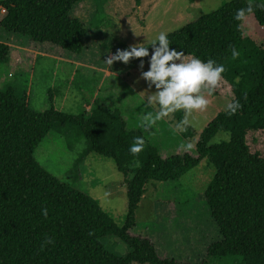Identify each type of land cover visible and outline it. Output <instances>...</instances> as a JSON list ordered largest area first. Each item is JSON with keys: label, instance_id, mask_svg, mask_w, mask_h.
<instances>
[{"label": "trees", "instance_id": "obj_1", "mask_svg": "<svg viewBox=\"0 0 264 264\" xmlns=\"http://www.w3.org/2000/svg\"><path fill=\"white\" fill-rule=\"evenodd\" d=\"M80 1L0 0V11L5 12L0 27L32 42L80 54L88 29L71 15L73 4ZM250 4L253 15L245 22L235 20L236 11ZM260 5L229 0L167 33L173 50L224 65L229 102L238 100L242 105L235 115L226 108L207 123L194 152L162 155L143 131L127 127L121 111L108 110L100 102L88 114L69 115L53 108L35 112L11 86L0 90V264H188L160 258L148 238L130 230L148 182L178 180L204 158L215 169L203 195L220 239L207 246L201 264L225 258L264 264V35L253 32L254 26L264 31ZM150 44L144 46L152 53ZM232 46L240 52L237 59L231 56ZM9 49L0 41V64L8 62ZM174 116L179 122L183 113ZM64 126L78 128L85 137L87 148L81 158L92 153L110 158L126 177L122 225L90 195L54 177L35 160L39 142ZM221 131L229 138L210 143ZM181 133L185 139L192 137L188 127ZM137 136L145 139V147L133 156L130 146ZM42 207L48 209L47 218ZM46 237L54 244L42 250ZM106 237L124 243L127 253L120 256L106 250L102 242Z\"/></svg>", "mask_w": 264, "mask_h": 264}, {"label": "rangeland", "instance_id": "obj_2", "mask_svg": "<svg viewBox=\"0 0 264 264\" xmlns=\"http://www.w3.org/2000/svg\"><path fill=\"white\" fill-rule=\"evenodd\" d=\"M228 1L140 0L136 4L135 0H82L73 4L71 10V15L88 29L86 47L80 54L32 42L0 27V41L10 46L8 62L0 64V90L11 86L35 112L53 108L69 115L88 114L100 102L108 110L121 111L127 127L143 131L162 153H173L171 149L183 152L181 145H195L207 123L226 109L230 97L227 85L223 83L209 97L211 103L206 111L193 114L188 127L192 137L185 139L183 130L176 127L174 114L150 130L142 126L143 115L157 110V106L148 105V95L155 87L149 88L148 82L141 79L142 72L150 68L149 59H133L127 65L116 62L111 68L105 61L110 58L109 53L115 55L133 45H147L160 32L177 30ZM248 1L264 4V0ZM4 15L0 11V20ZM253 32L264 35L258 26L253 27ZM228 138L229 133L221 131L210 143ZM86 148V139L78 128L64 126L46 134L37 145L34 158L54 177L90 195L120 226L127 207L126 177L110 158L95 153L81 158ZM214 170L204 158L178 180L148 182L135 211L131 233L152 240L162 259L188 264L205 261L207 246L220 239L203 195ZM102 242L115 255L127 253L126 245L115 237H106ZM207 264L241 263L225 258L209 259Z\"/></svg>", "mask_w": 264, "mask_h": 264}, {"label": "clouds", "instance_id": "obj_3", "mask_svg": "<svg viewBox=\"0 0 264 264\" xmlns=\"http://www.w3.org/2000/svg\"><path fill=\"white\" fill-rule=\"evenodd\" d=\"M264 9V4L260 5ZM254 13V6L251 4L247 8L238 9L234 19L245 22ZM166 32H160L157 38L151 41L150 47L153 52H149V46L138 44L130 46L126 50H118L115 55L109 53L110 58L105 63L111 68L116 62L129 64L133 59L143 61L150 57V68L142 72L141 79L149 84V88L155 87V91L148 95V105L157 106L155 112L149 111L143 115L144 130L152 129L157 122L164 120L177 112L183 113V118L176 127L185 130L192 125L191 117L195 112H204L210 107L211 97L223 84L224 65L217 64L215 60L208 59L206 62L199 58L186 55L183 51L173 50L170 46ZM231 56L237 59L240 52L231 47ZM141 69L144 64L141 63ZM239 83V77L236 80ZM229 115H235L242 109L241 103L237 100L229 102L226 106ZM145 139L142 136L134 138L130 146L133 156H138L143 152ZM195 145L187 143L182 145L185 151L193 150ZM135 166L139 167V161H135ZM42 215L48 217V209L42 207ZM91 234V233H90ZM47 244H54L51 237H46L41 249Z\"/></svg>", "mask_w": 264, "mask_h": 264}, {"label": "crops", "instance_id": "obj_4", "mask_svg": "<svg viewBox=\"0 0 264 264\" xmlns=\"http://www.w3.org/2000/svg\"><path fill=\"white\" fill-rule=\"evenodd\" d=\"M171 151L173 152V153H162V155H164V156H168V155H171V154H175V153H177V152H180V149H171ZM131 231V230H130ZM150 240V239H149ZM151 242H152V240H150ZM153 243V242H152ZM154 245V244H153Z\"/></svg>", "mask_w": 264, "mask_h": 264}]
</instances>
